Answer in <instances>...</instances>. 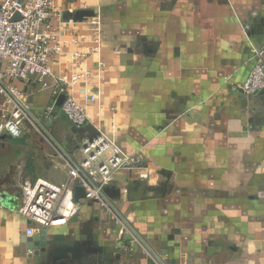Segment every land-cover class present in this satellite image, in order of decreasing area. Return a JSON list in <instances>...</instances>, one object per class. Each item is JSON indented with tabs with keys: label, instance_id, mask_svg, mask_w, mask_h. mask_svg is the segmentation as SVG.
Masks as SVG:
<instances>
[{
	"label": "crops",
	"instance_id": "1",
	"mask_svg": "<svg viewBox=\"0 0 264 264\" xmlns=\"http://www.w3.org/2000/svg\"><path fill=\"white\" fill-rule=\"evenodd\" d=\"M54 1L69 28L57 75L69 73V53L95 47L91 19L100 17L99 52L75 86L77 101L96 102L82 128L57 106L46 134L26 125L21 138L0 135V264H264V91L236 88L264 52V0ZM84 10L94 15L75 21ZM15 84L37 114L51 103L37 79ZM97 128L143 155L148 179L117 174L114 213L81 201L70 222L46 228V248L31 251L21 184L65 182L66 163L82 161ZM122 220L139 242L120 239Z\"/></svg>",
	"mask_w": 264,
	"mask_h": 264
},
{
	"label": "built area",
	"instance_id": "2",
	"mask_svg": "<svg viewBox=\"0 0 264 264\" xmlns=\"http://www.w3.org/2000/svg\"><path fill=\"white\" fill-rule=\"evenodd\" d=\"M15 16L20 18L14 20ZM91 23L95 27V47L89 52L75 50L69 53V73L57 75L52 64L58 57L66 55L64 37L69 32L63 9L54 0H0V135L21 138L26 125L46 134L47 125H52L57 118L58 99L62 95L65 98L61 109L74 127L82 128L91 121L89 108L96 102V97L86 95L81 102L75 97L83 63L100 49V17H93ZM254 59L247 80L236 87L250 96L264 91V52L255 50ZM34 78L44 89H52L51 103L40 114L34 111L26 94L15 84ZM82 154V161L66 163L70 174L61 184L45 178L21 184L23 203L18 211L32 223L27 230L28 237H35L51 226L66 225L78 215L81 201H90L101 210L114 213L108 189L117 174L124 170H141L140 179H148L149 174L142 165L143 155L124 153L103 128H97L93 138L83 141ZM77 187H82L86 193V198L79 202L75 199ZM120 191L127 196L129 189L122 187ZM261 197L264 198V192ZM119 222L120 239L129 236L138 241L130 224L126 220Z\"/></svg>",
	"mask_w": 264,
	"mask_h": 264
},
{
	"label": "water",
	"instance_id": "3",
	"mask_svg": "<svg viewBox=\"0 0 264 264\" xmlns=\"http://www.w3.org/2000/svg\"><path fill=\"white\" fill-rule=\"evenodd\" d=\"M94 13L91 11H79L75 17L74 20L75 21H81L83 20L85 17H90L93 16ZM19 16H15L14 20L19 19ZM64 95H62L58 101V106H61L63 101H64ZM76 128V127H75ZM79 129V128H76ZM97 134V131H95V135ZM94 135V136H95ZM94 136H92L91 138H93ZM86 198V193L85 190L82 187H77L75 190V199L76 201H80L81 199H85ZM45 234H46V229H42L41 232L36 235L35 237H29V249L31 251H37L38 248L40 247L41 249H45L46 246L48 245L47 241L45 240Z\"/></svg>",
	"mask_w": 264,
	"mask_h": 264
},
{
	"label": "rangeland",
	"instance_id": "4",
	"mask_svg": "<svg viewBox=\"0 0 264 264\" xmlns=\"http://www.w3.org/2000/svg\"><path fill=\"white\" fill-rule=\"evenodd\" d=\"M30 127H32V130H34L35 132H38L33 126H30Z\"/></svg>",
	"mask_w": 264,
	"mask_h": 264
}]
</instances>
